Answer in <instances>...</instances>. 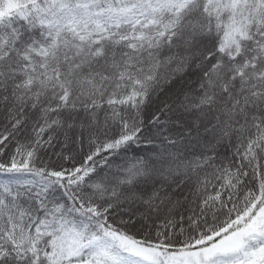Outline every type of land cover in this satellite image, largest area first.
<instances>
[{
  "label": "snow or ice",
  "instance_id": "6c2138e0",
  "mask_svg": "<svg viewBox=\"0 0 264 264\" xmlns=\"http://www.w3.org/2000/svg\"><path fill=\"white\" fill-rule=\"evenodd\" d=\"M0 264H264V0H0Z\"/></svg>",
  "mask_w": 264,
  "mask_h": 264
}]
</instances>
